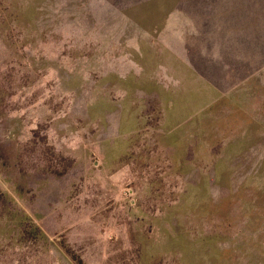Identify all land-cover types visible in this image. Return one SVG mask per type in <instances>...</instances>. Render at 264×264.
I'll list each match as a JSON object with an SVG mask.
<instances>
[{"label": "rangeland", "instance_id": "obj_1", "mask_svg": "<svg viewBox=\"0 0 264 264\" xmlns=\"http://www.w3.org/2000/svg\"><path fill=\"white\" fill-rule=\"evenodd\" d=\"M0 264H264V0H0Z\"/></svg>", "mask_w": 264, "mask_h": 264}, {"label": "crops", "instance_id": "obj_2", "mask_svg": "<svg viewBox=\"0 0 264 264\" xmlns=\"http://www.w3.org/2000/svg\"><path fill=\"white\" fill-rule=\"evenodd\" d=\"M166 50H167V49L164 48V51H166ZM168 52H169L168 55H169L171 58H174V59H175V56H176V55H175V51L169 49Z\"/></svg>", "mask_w": 264, "mask_h": 264}]
</instances>
